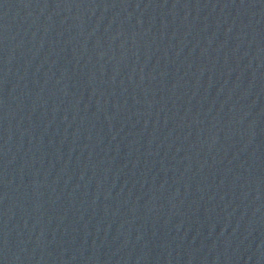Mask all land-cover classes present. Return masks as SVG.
Returning <instances> with one entry per match:
<instances>
[{"label": "water", "instance_id": "water-1", "mask_svg": "<svg viewBox=\"0 0 264 264\" xmlns=\"http://www.w3.org/2000/svg\"><path fill=\"white\" fill-rule=\"evenodd\" d=\"M0 264H264V0H0Z\"/></svg>", "mask_w": 264, "mask_h": 264}]
</instances>
